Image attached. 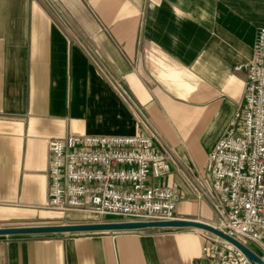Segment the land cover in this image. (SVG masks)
<instances>
[{
  "label": "crops",
  "instance_id": "obj_1",
  "mask_svg": "<svg viewBox=\"0 0 264 264\" xmlns=\"http://www.w3.org/2000/svg\"><path fill=\"white\" fill-rule=\"evenodd\" d=\"M0 0V227L85 224L48 209L50 143L68 134L158 135L176 218L215 224L206 158L241 104L264 0ZM152 134V133H151ZM153 135V134H152ZM121 221L104 218L102 222ZM191 228L0 236V264H200Z\"/></svg>",
  "mask_w": 264,
  "mask_h": 264
},
{
  "label": "built area",
  "instance_id": "obj_2",
  "mask_svg": "<svg viewBox=\"0 0 264 264\" xmlns=\"http://www.w3.org/2000/svg\"><path fill=\"white\" fill-rule=\"evenodd\" d=\"M245 73L241 104L226 134L208 154L206 197L215 227L246 247L253 244L264 261V24L257 30L250 61L236 66ZM155 137L68 134L50 143L48 209L121 221L175 220L184 195L171 184L152 179L170 174L172 159L154 147ZM200 264H252L235 245L200 231Z\"/></svg>",
  "mask_w": 264,
  "mask_h": 264
},
{
  "label": "water",
  "instance_id": "obj_3",
  "mask_svg": "<svg viewBox=\"0 0 264 264\" xmlns=\"http://www.w3.org/2000/svg\"><path fill=\"white\" fill-rule=\"evenodd\" d=\"M54 12L58 15L60 20L69 30V32L74 36V38L81 44V46L86 50L89 56L94 60L98 65L101 71L106 75L114 87L124 96L127 102L131 107L137 112L133 104L128 100L124 92L114 81L112 76L108 73L105 67L99 62L95 57L93 52L90 50L88 45L84 40L79 36V34L74 30L66 18L61 14L56 5L51 0H46ZM143 122L147 128L151 131L156 139H159L158 135L151 129V127L145 122L143 117ZM206 200L207 198L204 197ZM208 201V200H207ZM209 202V201H208ZM210 204V202H209ZM211 205V204H210ZM164 229V228H191L200 231H204L215 235L221 239L229 241L237 248H239L244 255L249 259L252 264H264V261L261 260L253 251H251L244 244L238 240L225 235L224 233L217 230L215 224L206 223L200 220L192 219H175L170 221H114V222H95V223H85V224H60V225H40V226H20V227H0V236H9V235H20V234H54V233H91V232H113V231H134V230H143V229Z\"/></svg>",
  "mask_w": 264,
  "mask_h": 264
},
{
  "label": "rangeland",
  "instance_id": "obj_4",
  "mask_svg": "<svg viewBox=\"0 0 264 264\" xmlns=\"http://www.w3.org/2000/svg\"><path fill=\"white\" fill-rule=\"evenodd\" d=\"M103 220V219H102ZM247 246L252 249L253 251H255L256 253H259V250L253 245V244H250V243H246Z\"/></svg>",
  "mask_w": 264,
  "mask_h": 264
}]
</instances>
